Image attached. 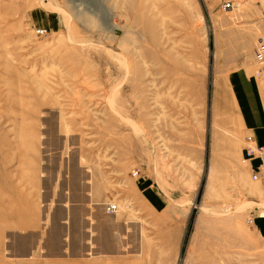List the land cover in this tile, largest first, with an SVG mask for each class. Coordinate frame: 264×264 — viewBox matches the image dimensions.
I'll return each instance as SVG.
<instances>
[{
	"label": "rangeland",
	"instance_id": "374dc122",
	"mask_svg": "<svg viewBox=\"0 0 264 264\" xmlns=\"http://www.w3.org/2000/svg\"><path fill=\"white\" fill-rule=\"evenodd\" d=\"M227 1L0 0V264H91L32 250L36 231L17 228L42 216L37 178L59 136L78 137L62 151L129 170L148 140L184 177L178 253L145 246L116 264H264L248 220L257 180L221 172L232 112L209 43L257 0Z\"/></svg>",
	"mask_w": 264,
	"mask_h": 264
},
{
	"label": "crops",
	"instance_id": "0c3cea01",
	"mask_svg": "<svg viewBox=\"0 0 264 264\" xmlns=\"http://www.w3.org/2000/svg\"><path fill=\"white\" fill-rule=\"evenodd\" d=\"M245 4L243 11L232 13L235 22L227 19L216 31L214 43L209 42L218 49L217 81L232 112V121L221 123L231 136L221 138V149L234 158L223 159L221 172L239 178H247L257 163V158L245 157L244 136L252 135L255 143L264 145V10L260 0L253 6ZM58 139L37 178L45 203L42 216L38 219L34 211L30 219L17 221L20 232L36 231L29 243L32 250L39 243L45 254L91 264H116L145 246H155L158 253H178L185 229L184 177H179V170L169 173L151 141L146 140L144 165L134 159L129 170L96 164L78 148L62 151L64 140L78 142L77 136ZM256 180L248 214L264 239V177ZM108 201L116 204L111 212L105 210Z\"/></svg>",
	"mask_w": 264,
	"mask_h": 264
},
{
	"label": "built area",
	"instance_id": "2783aa9c",
	"mask_svg": "<svg viewBox=\"0 0 264 264\" xmlns=\"http://www.w3.org/2000/svg\"><path fill=\"white\" fill-rule=\"evenodd\" d=\"M230 7V3L228 2L224 3L222 6L223 9H229ZM35 32L38 34H42L41 29H36ZM243 141V152L245 154V157L257 158V163L249 174L250 178L252 180H256L260 177H264V145L255 143L252 135H245ZM115 208L116 204L114 202L109 201L105 203L106 211L111 212ZM248 220H250V218H248Z\"/></svg>",
	"mask_w": 264,
	"mask_h": 264
}]
</instances>
